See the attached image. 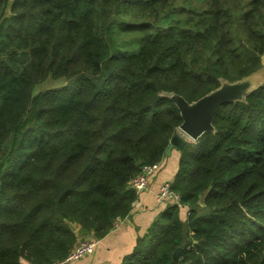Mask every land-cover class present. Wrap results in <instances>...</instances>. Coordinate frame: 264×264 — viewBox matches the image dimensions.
<instances>
[{
	"label": "trees",
	"instance_id": "trees-1",
	"mask_svg": "<svg viewBox=\"0 0 264 264\" xmlns=\"http://www.w3.org/2000/svg\"><path fill=\"white\" fill-rule=\"evenodd\" d=\"M119 3L134 52L105 39ZM8 6L23 45L0 53V264H54L130 215L129 179L182 121L163 92L190 102L261 66L264 0H0V20ZM48 76L64 80L33 92ZM212 124L176 148L186 216L166 204L120 264H264V84Z\"/></svg>",
	"mask_w": 264,
	"mask_h": 264
},
{
	"label": "crops",
	"instance_id": "crops-1",
	"mask_svg": "<svg viewBox=\"0 0 264 264\" xmlns=\"http://www.w3.org/2000/svg\"><path fill=\"white\" fill-rule=\"evenodd\" d=\"M173 156L179 157V150L171 149ZM166 156L161 162L159 172L154 173L148 182V188L138 193L132 204L130 215L123 219L115 228L105 236L98 239L94 252L80 259L63 264H120L124 256L130 253L139 236L147 232L152 221L165 207L156 200V192L161 182L172 181L177 169L175 158ZM160 162V164H161ZM186 216V212L184 210ZM77 226H75L76 228ZM90 236V235H89ZM26 263V262H24Z\"/></svg>",
	"mask_w": 264,
	"mask_h": 264
},
{
	"label": "water",
	"instance_id": "water-1",
	"mask_svg": "<svg viewBox=\"0 0 264 264\" xmlns=\"http://www.w3.org/2000/svg\"><path fill=\"white\" fill-rule=\"evenodd\" d=\"M262 84H264V70L258 69L233 81L220 78L217 87L190 102L173 91L163 92V95L176 105L182 118L177 127L178 132L171 137L165 154H170L172 148L180 149L184 145L185 139L196 141L204 132H214L215 127L212 121L221 104L243 102L251 92ZM179 251L180 247L173 254L175 259Z\"/></svg>",
	"mask_w": 264,
	"mask_h": 264
},
{
	"label": "rangeland",
	"instance_id": "rangeland-1",
	"mask_svg": "<svg viewBox=\"0 0 264 264\" xmlns=\"http://www.w3.org/2000/svg\"><path fill=\"white\" fill-rule=\"evenodd\" d=\"M10 1L11 0H9V3H10ZM128 1L130 3V2H133L134 0H128ZM127 7H128V4H125V5H123V4L121 5V3L117 4V6L115 8L114 15H113V22H112V28H111L112 31L110 29L109 37L105 38V39L107 40V42L110 45L115 44L114 49H117V51L134 52V51L137 50V47H138L137 43L134 40H132L131 38L122 37L123 33L120 32V29H119V27L121 25V22L124 19H126V18H128L130 16V12L129 11H127V13L124 12V10ZM9 15H10V12H9V6H8L5 9L4 17L0 20V53H2L8 47H19V46L23 45L22 38L20 36H17L15 34H13V33L11 34V30L7 29L8 20H6L7 19L6 17H8ZM21 34L25 35L26 33H21ZM258 69L264 70V52L261 55V66L259 68L255 69V70H253L252 72H254V71L258 70ZM252 72H250V73H252ZM63 80H64V78L61 77V76L60 77H54V78L51 77V76H48L46 79H44V80H42L39 83L34 85L33 92H36L37 90H41V89H45V88H49V87H53V86L59 85V84H61L63 82ZM173 149H176V148H173ZM168 155L170 156L169 159L170 158H175V160L177 161V164H178V157L176 158L175 156H173V153H170ZM159 170L160 169H158L155 173L159 172ZM166 204H168V203H166ZM166 204H164V205H166ZM180 207L182 208L183 212H184V210H185V212L187 211V207H184L183 205H181ZM75 230H77V229H75ZM79 236H81L80 238H83V236H85V235H81V234L78 233V237ZM89 237H93V236H89ZM93 252H94V250H93ZM93 252H91V253H89L87 255H90ZM21 262H26V261L22 260ZM24 264H28V263L26 262Z\"/></svg>",
	"mask_w": 264,
	"mask_h": 264
},
{
	"label": "built area",
	"instance_id": "built-area-1",
	"mask_svg": "<svg viewBox=\"0 0 264 264\" xmlns=\"http://www.w3.org/2000/svg\"><path fill=\"white\" fill-rule=\"evenodd\" d=\"M159 167L160 162L142 165L140 171L129 179L128 186L133 189L136 194L145 191L148 188L149 178L159 169ZM155 197L159 204L171 203L177 204L179 207L181 206L180 195L171 187L170 181H163L159 185ZM127 217L128 216L117 218L114 221L113 228L117 227L122 220ZM97 242L98 240L94 237L80 238L69 251L68 255L61 261L55 262L54 264H63L86 256L87 254L93 252Z\"/></svg>",
	"mask_w": 264,
	"mask_h": 264
}]
</instances>
